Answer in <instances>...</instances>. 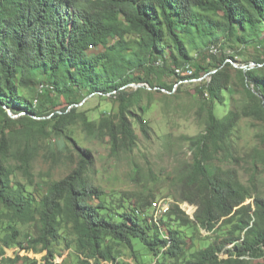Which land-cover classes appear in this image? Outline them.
I'll use <instances>...</instances> for the list:
<instances>
[{
    "label": "trees",
    "instance_id": "1",
    "mask_svg": "<svg viewBox=\"0 0 264 264\" xmlns=\"http://www.w3.org/2000/svg\"><path fill=\"white\" fill-rule=\"evenodd\" d=\"M260 34L264 0H0V205L11 220L34 222L33 235L24 241H16L19 233L9 226L0 238V264H38L29 257L31 251L44 253L42 264H70L63 259L66 252L57 250L64 240L66 248L74 245L75 264H126L116 246L134 251L133 239L172 264H264V193L252 189L253 177L251 186L242 183L234 167L209 169L216 154L235 159L230 139L240 114L220 120L213 110L214 101H223L222 91L230 80V61L224 56L216 65L208 60L197 66L198 73L210 76L204 75L196 87L208 100L207 123L202 133L190 138L197 152L174 181L181 202H170L162 218L163 206L156 209L159 200H151L143 190L132 193L138 206L130 211L124 210L123 198L116 205L102 199L103 190L86 175L89 150L77 149L66 133L80 123L88 135L108 136L113 153L131 150L137 134L130 109L143 88L122 87L150 83L156 70L178 82L200 77L187 43L208 46L233 37L256 43ZM92 36L124 44L87 53L81 42ZM191 67L192 74L178 75ZM237 72L243 85L253 86L258 94L251 93L256 105L250 114L264 120V75L252 68ZM113 91L118 97L115 120L96 125L76 106L90 94ZM61 101L66 105L55 108ZM8 111L21 114L12 117ZM137 121L145 133V121ZM44 134L54 136L55 155L62 152L69 158L74 152L77 159L68 174L39 186L43 191L36 200L35 193L12 179L17 169L27 186L33 184L29 169L39 150L37 138ZM252 158L264 167V149L254 150ZM139 171L134 165L131 179L144 186ZM247 199L252 200L246 203ZM182 202L196 206H189L193 218L180 208ZM172 222L208 232L228 226L231 246L208 245L188 252L182 232L173 229ZM64 227L72 240L63 234ZM13 246H19L16 254L5 256L4 247Z\"/></svg>",
    "mask_w": 264,
    "mask_h": 264
},
{
    "label": "rangeland",
    "instance_id": "2",
    "mask_svg": "<svg viewBox=\"0 0 264 264\" xmlns=\"http://www.w3.org/2000/svg\"><path fill=\"white\" fill-rule=\"evenodd\" d=\"M257 39L258 42L250 43L243 38L236 40L233 37L231 40L220 39L208 46H200L191 42L187 43V47L190 55L194 58L192 64L200 77L205 75L207 79L210 78L208 73L203 75L197 71V66H201L204 62L208 64L207 62L210 60V64L216 65L217 59L222 56H224L225 62L230 61V65L226 66V73L230 80L227 88L222 91L223 101H214L213 110L220 120L240 114L239 120L232 129L230 139V149L235 159H226L221 154H216L210 161L209 169L234 167L237 169L242 183L251 186V177H253L252 184L254 186L252 189L264 193V167L260 163H255L252 158L254 150L264 149V120L255 114H250V110L256 105V99L251 93L258 94L254 91L253 86L245 87L243 85L237 72V69L252 68L254 72L264 75V34H260ZM123 44L124 41L119 39L106 40L96 36L81 42L82 48L87 53H96L110 45L121 46ZM211 45L218 48L215 54L209 52ZM163 48L164 51H167L166 45ZM165 54L167 55L168 52ZM229 55L233 57V60L227 58ZM183 74L187 73L180 75ZM200 77L183 79L178 82L175 76L165 75L156 70L155 73H151L150 83H139L142 85L138 88H143L141 97L137 104L130 109V119L137 134L136 145L131 150L113 153L110 149L108 136L101 133L98 136L88 135L80 123L67 129L66 133L76 142L77 149L89 150L91 164L86 175L92 184L103 190L102 199H105L109 204L116 205L123 198V207L126 211L138 206L131 195L133 192L141 190L150 193L151 200H159L156 209L166 202L169 204L179 201L176 192L178 188L174 181L177 180L181 172L189 168L192 158L197 152L196 147L191 145L190 138L202 133L207 123L205 109L208 100L206 95L201 97L196 89L198 82L201 81L198 80ZM163 83L165 86L159 87ZM136 85L137 83H130L122 88L130 90V88H137ZM117 99V94L114 91L105 93L104 96L90 94L76 106L89 121L98 125L116 119ZM64 105L66 103L61 101V104L55 108ZM20 114H14L12 117ZM138 118L145 121V133L139 128ZM53 137V135L44 134L37 138L39 150L29 169L33 180L32 185L27 186V178L20 170L16 169L13 175L12 181L25 185L27 191L35 193L36 200L43 191L39 186L43 185L45 181L62 178L75 167L77 157L74 152L69 158L65 157L62 152L55 155L56 143L53 141ZM10 163L14 164L13 161ZM134 165L139 166L138 177L144 186L136 184L131 179ZM251 200L247 199L246 203ZM179 204L184 213L193 218L194 210L190 207L193 206L196 210V206L191 203L186 205L184 202ZM172 223L173 229L182 232L188 252L208 245H224V248L231 246L226 234L228 226L223 227L222 230H217L215 227L208 232L191 224L182 227L178 222ZM9 226H13L19 233L16 241H24L27 236L33 235V221H13L10 213L0 205V238L9 232ZM65 233L67 240L73 239V235L69 233L67 227L63 229V234ZM65 242V240L62 241L57 250L61 249L60 253L65 251L63 259L70 264H75L78 257L75 254L74 245L71 244L66 248ZM18 247H4L5 256H14L15 248ZM116 248L120 259L126 264H172V260L163 259L161 254H152L136 239H133L134 251L124 248L120 244ZM218 254L221 257L225 256L222 251ZM43 255V252L31 251L29 257L36 258L38 264H42Z\"/></svg>",
    "mask_w": 264,
    "mask_h": 264
},
{
    "label": "built area",
    "instance_id": "3",
    "mask_svg": "<svg viewBox=\"0 0 264 264\" xmlns=\"http://www.w3.org/2000/svg\"><path fill=\"white\" fill-rule=\"evenodd\" d=\"M216 49H218L217 48V46L215 47V48H213L211 51H210V53L211 54H215V50ZM156 63H160V60H158ZM192 72H193V69H192V67H191V69H190V71L189 72H182V73H187V74H183V75H189V74H192ZM181 73V74H182ZM178 75H180V74H178ZM204 77V76H203ZM203 77H200V78H198V80H201ZM169 211V209H168V203L166 202V203H164V205H163V208L160 210V217L162 218L167 212ZM147 213V212H146ZM163 230V229H162ZM163 232L165 233V231L163 230Z\"/></svg>",
    "mask_w": 264,
    "mask_h": 264
},
{
    "label": "water",
    "instance_id": "4",
    "mask_svg": "<svg viewBox=\"0 0 264 264\" xmlns=\"http://www.w3.org/2000/svg\"><path fill=\"white\" fill-rule=\"evenodd\" d=\"M141 85H142V84H141ZM141 85L138 83L136 86L138 87V86H141ZM8 113L11 114L10 111H8ZM11 116H12V114H11Z\"/></svg>",
    "mask_w": 264,
    "mask_h": 264
},
{
    "label": "bare ground",
    "instance_id": "5",
    "mask_svg": "<svg viewBox=\"0 0 264 264\" xmlns=\"http://www.w3.org/2000/svg\"><path fill=\"white\" fill-rule=\"evenodd\" d=\"M213 48H214V47H213V46H211V47H210V51H211ZM210 51H209V52H210Z\"/></svg>",
    "mask_w": 264,
    "mask_h": 264
}]
</instances>
